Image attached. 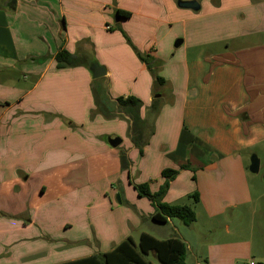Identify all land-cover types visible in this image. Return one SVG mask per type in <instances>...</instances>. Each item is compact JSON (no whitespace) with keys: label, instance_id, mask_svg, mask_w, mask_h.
<instances>
[{"label":"crops","instance_id":"1","mask_svg":"<svg viewBox=\"0 0 264 264\" xmlns=\"http://www.w3.org/2000/svg\"><path fill=\"white\" fill-rule=\"evenodd\" d=\"M193 1L199 10L179 5ZM119 11L131 16L119 18ZM62 49L85 56L87 65L58 70ZM138 52L166 81L159 103L166 102L152 117L154 81ZM23 68L22 84L13 76ZM95 91L112 117L97 111ZM128 96L143 102L142 117L153 127L142 156L116 102ZM116 138L122 143L114 148ZM259 149L264 153V0H0V264L85 258L71 251L86 242L64 236L79 226L67 224L69 211L58 233L47 226L48 209L56 210L50 204L69 201L79 212L86 199L107 207L119 196L136 208L135 186L156 193L164 170L179 172L167 204L186 205L202 181L208 193L227 184L229 198L242 199L235 205L248 206L246 157ZM187 206L198 221L197 207ZM117 210L109 218L111 245L100 243L98 255L130 237L115 238L127 224ZM139 212L148 220L155 209Z\"/></svg>","mask_w":264,"mask_h":264},{"label":"rangeland","instance_id":"2","mask_svg":"<svg viewBox=\"0 0 264 264\" xmlns=\"http://www.w3.org/2000/svg\"><path fill=\"white\" fill-rule=\"evenodd\" d=\"M173 47H175V43ZM26 71L27 69L23 68L22 71H18L13 77L23 84L26 81L23 75ZM163 89L164 87L160 89V93ZM165 102L166 100L161 103ZM254 155H257L260 159L261 167L259 174L256 175L252 174L250 170L248 171L253 198L248 206L237 207L235 205V203H240L242 199L229 198L230 193L227 184H221L220 188L214 187L213 190L211 189L212 192L210 190V193H208L209 189L199 187L202 181L197 186V181L194 177L192 181L196 184L199 191L195 189L185 204L194 206V208L197 207L199 220L190 227H185L178 220H174L176 226L170 224L165 226L164 224H156L151 217L148 220L142 219L139 210L146 214L150 210L153 213L155 209L151 201L146 197H140L141 201L135 202L137 204L136 208L126 204L122 205L118 203V199L108 200L107 207L99 203L95 205L93 200L86 199L85 202H82V206L86 209L79 212L74 209L77 204L68 201L67 205L65 201L63 203L55 201L50 205H53L56 210L52 213L53 210L48 209V220L51 215L52 221L51 225L48 224L47 226L51 228L54 234L58 233L57 227L62 224L66 211H69L70 217L67 224L79 226H76L74 232L64 236L72 241L84 240V243L86 242V244L72 249L71 255L85 258L96 256L103 250L99 247L100 243L103 244L106 250L111 245L112 237L109 229V218L110 215H113L111 212L117 208L120 210H117L119 212L115 214L122 212V216H120L127 221L124 229H120L117 236H115L118 240L130 236L138 242L140 232H146L156 238L166 240L168 238H183L188 246L187 264H233V262L235 264H264V153L259 149ZM251 157L252 155L246 157L248 166H250ZM222 188L226 189L225 193ZM201 190L203 191L200 198ZM195 194L199 196V199L206 200L203 203L196 204ZM207 194H210V196L207 197ZM223 194H225V197ZM164 199L163 202H165ZM49 200L43 199L42 201L49 202ZM97 202L99 201L97 200ZM110 202L115 205V209H112ZM68 206L69 209H67ZM94 210L98 211L99 216L95 221H91L96 213ZM220 212L224 213L218 217L211 218V216ZM100 219H103V221ZM128 221H131L133 226H129ZM149 259L154 264H159L155 258L150 257Z\"/></svg>","mask_w":264,"mask_h":264},{"label":"trees","instance_id":"3","mask_svg":"<svg viewBox=\"0 0 264 264\" xmlns=\"http://www.w3.org/2000/svg\"><path fill=\"white\" fill-rule=\"evenodd\" d=\"M130 16L129 13L118 12L119 18L127 19ZM127 41L131 45L129 39H127ZM139 58L147 66L154 81L153 89L155 98L148 110L149 116L152 117L157 115L160 111L159 101L162 96L160 89L165 86L166 81L159 75L158 67L155 66L153 60H150L140 53ZM55 62L58 70H64L86 66L88 60L85 56L73 55L62 49L55 56ZM102 96V94L95 91V105L97 111L106 117H112L108 106H106L102 100ZM116 102L119 112L126 115L131 121V141L142 156L144 154V148L148 145L153 135L152 124L142 117L143 102L134 96L119 97ZM182 169L191 168L185 165L182 166ZM178 173L179 172L176 170H164L162 176L165 182L156 193H152L147 184L135 186L139 197L148 198L155 207V213L152 215L151 219L156 224H167L168 220H178L184 226L190 227L197 221L196 213L190 206L170 205L163 202L170 188V183L176 179ZM194 198L195 201L198 202L199 196L197 194L194 195ZM187 255L188 247L185 242L180 239L159 240L148 233H142L138 242H135L129 237L108 253L63 264H154L153 261L149 259L150 257L155 258L159 264H187Z\"/></svg>","mask_w":264,"mask_h":264},{"label":"water","instance_id":"4","mask_svg":"<svg viewBox=\"0 0 264 264\" xmlns=\"http://www.w3.org/2000/svg\"><path fill=\"white\" fill-rule=\"evenodd\" d=\"M181 7L183 8H189V9H192V10H199V5L197 2L193 1V2H183V3H180L179 4ZM111 143V146L116 148L118 147L122 141L121 139H113L110 141ZM260 167H261V161L260 159L257 157V155H252L251 157V162H250V166H249V170L252 174H259L260 172ZM117 199H118V203L121 204V200L119 198V196H117Z\"/></svg>","mask_w":264,"mask_h":264},{"label":"built area","instance_id":"5","mask_svg":"<svg viewBox=\"0 0 264 264\" xmlns=\"http://www.w3.org/2000/svg\"><path fill=\"white\" fill-rule=\"evenodd\" d=\"M107 29H110V27H109V28H107ZM252 264H254V263H252Z\"/></svg>","mask_w":264,"mask_h":264}]
</instances>
